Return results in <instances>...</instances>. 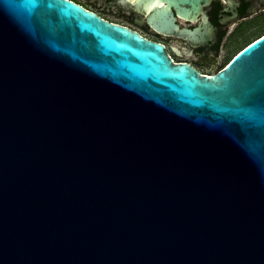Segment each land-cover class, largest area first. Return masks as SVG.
<instances>
[{
  "label": "water",
  "instance_id": "obj_1",
  "mask_svg": "<svg viewBox=\"0 0 264 264\" xmlns=\"http://www.w3.org/2000/svg\"><path fill=\"white\" fill-rule=\"evenodd\" d=\"M0 264H264V34L198 78L70 1L0 0Z\"/></svg>",
  "mask_w": 264,
  "mask_h": 264
},
{
  "label": "flooded vegetation",
  "instance_id": "obj_2",
  "mask_svg": "<svg viewBox=\"0 0 264 264\" xmlns=\"http://www.w3.org/2000/svg\"><path fill=\"white\" fill-rule=\"evenodd\" d=\"M103 22L158 44L170 67L184 65L198 78L223 70L245 46L264 34V0H211L195 19L173 9L171 25L156 9L165 2L67 0ZM196 30L182 32L181 30Z\"/></svg>",
  "mask_w": 264,
  "mask_h": 264
}]
</instances>
